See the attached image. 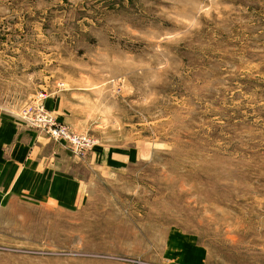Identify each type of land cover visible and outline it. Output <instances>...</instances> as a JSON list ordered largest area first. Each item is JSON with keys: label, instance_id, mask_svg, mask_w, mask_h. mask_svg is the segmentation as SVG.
I'll use <instances>...</instances> for the list:
<instances>
[{"label": "rangeland", "instance_id": "obj_1", "mask_svg": "<svg viewBox=\"0 0 264 264\" xmlns=\"http://www.w3.org/2000/svg\"><path fill=\"white\" fill-rule=\"evenodd\" d=\"M40 96L93 144L0 264H264V0H0V112Z\"/></svg>", "mask_w": 264, "mask_h": 264}, {"label": "crops", "instance_id": "obj_2", "mask_svg": "<svg viewBox=\"0 0 264 264\" xmlns=\"http://www.w3.org/2000/svg\"><path fill=\"white\" fill-rule=\"evenodd\" d=\"M74 161L63 144L0 112V207L13 198L77 201L78 186L67 178L68 163Z\"/></svg>", "mask_w": 264, "mask_h": 264}, {"label": "built area", "instance_id": "obj_3", "mask_svg": "<svg viewBox=\"0 0 264 264\" xmlns=\"http://www.w3.org/2000/svg\"><path fill=\"white\" fill-rule=\"evenodd\" d=\"M42 99L43 96H40L35 103L24 107L23 118L52 141L65 144L77 156L91 148L92 139L87 135L73 133L64 124L57 123L52 114L42 105Z\"/></svg>", "mask_w": 264, "mask_h": 264}]
</instances>
